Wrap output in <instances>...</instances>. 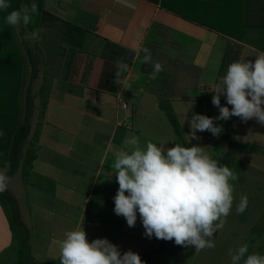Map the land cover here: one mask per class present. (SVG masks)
<instances>
[{"label":"crops","instance_id":"1","mask_svg":"<svg viewBox=\"0 0 264 264\" xmlns=\"http://www.w3.org/2000/svg\"><path fill=\"white\" fill-rule=\"evenodd\" d=\"M128 2L135 7L129 8L117 0H43L42 9L58 21L39 29L41 46L38 40L36 43L41 65L32 83L29 84L27 69L20 77L21 101L26 89H30L28 141L36 133L35 158L27 177L21 175L14 188L17 192L22 188V210L15 194L9 191L16 202L19 221L28 228L30 253L37 261L59 259L58 241L66 230L78 229L80 225L89 242L107 238L121 252L130 249L140 255V249L149 246L155 237L142 235L139 217L135 226L129 227L122 216L113 213L112 198L118 187L114 175L109 179L114 172V148L121 146L126 135L136 136L141 148L145 140L165 149L174 146L172 127L158 107L160 100H167L189 146L208 149L210 158L219 156L225 148V144L224 148L221 145L226 131L223 122H214L222 126L217 136L204 131L197 132L198 139H192L188 119L192 112L216 116L212 108H200L199 101L211 103V86L218 78L227 47L238 50V60L251 61L262 52L246 40L248 35L244 42L237 41L184 19L158 3ZM241 2L246 23L264 17V0ZM11 27L18 44L34 46L25 39L29 32L24 25L18 26L19 36ZM64 29L72 34L66 37ZM141 47H147L152 60L162 66L155 79L148 77L152 67L142 62L143 53L136 55ZM18 51L26 55L22 45ZM53 56L57 64L52 68L48 63ZM118 61L128 65L127 72L122 73L127 89L112 82ZM185 75L193 82L190 89L208 90L206 100H202V94L190 100ZM38 77L41 83L32 93ZM181 82L185 92L177 93L175 89ZM231 118L232 141L238 143L241 127L236 124V116ZM242 124L243 130L264 136V127H256L259 123L254 119ZM163 127L170 128L163 131ZM250 140L244 143L258 147L257 142L252 144L253 139ZM215 152L218 155H213ZM10 244L11 234L0 208V257L7 258Z\"/></svg>","mask_w":264,"mask_h":264},{"label":"clouds","instance_id":"2","mask_svg":"<svg viewBox=\"0 0 264 264\" xmlns=\"http://www.w3.org/2000/svg\"><path fill=\"white\" fill-rule=\"evenodd\" d=\"M134 8L128 0H117ZM9 7L8 0H0V11ZM37 13V5H21L19 10L8 12L6 25H27L30 16ZM37 31L26 33L25 39H38ZM143 63L150 64L149 79H155L163 70L159 62L152 60L150 50L141 47L136 55ZM113 84L128 88L122 73L128 65L118 61ZM211 104L218 115L212 117L192 112L188 119L189 136L198 139L197 132L208 131L213 137L222 132L215 121H227L232 116L242 122L254 119L264 126V51L255 59L230 62L224 74L211 86ZM223 97L224 104H221ZM231 106V107H229ZM0 135L3 132L0 131ZM111 162L118 187L113 196V213L122 216L127 226L134 227L139 217L142 235L151 239L171 240L182 247L195 246L199 252L215 246L213 233L224 225V218L233 208V183L238 176L228 166L210 158L198 145L174 144L169 148L157 146L149 140L140 147L138 138L126 135L121 146L114 148ZM8 164L0 168V193L9 183ZM246 195H241L235 205V213L245 211ZM60 264H144L132 251H120L107 238H94L90 242L82 226L66 230L58 241ZM229 264H264V253L249 252L248 243H241L229 250Z\"/></svg>","mask_w":264,"mask_h":264},{"label":"trees","instance_id":"3","mask_svg":"<svg viewBox=\"0 0 264 264\" xmlns=\"http://www.w3.org/2000/svg\"><path fill=\"white\" fill-rule=\"evenodd\" d=\"M146 1L158 3L160 7L173 11L184 19L237 41H243L247 38V41L251 40L255 47L264 51V17H260L254 23H246L243 18L244 8L241 0ZM32 2L33 0H8L9 7L0 11V131L3 132V135H0V168L7 162V175L10 178L19 168L22 176L27 177L31 163L35 158L34 140L36 139V133L28 141L32 106L30 89H26L24 101H21V96L19 97L21 94L20 77L24 76L27 67H29V84H31L39 71L41 58L38 56L40 49L37 43L32 47L24 43H17L12 27L5 24L4 17L8 12L18 11L21 5H29ZM34 2L37 5V13L30 16L29 23L24 27L30 32L35 30L38 33L41 25L56 22L58 19L42 9L43 0H34ZM64 25L70 28L69 24ZM70 29L80 33L77 28ZM66 32L64 29L63 34L66 37L72 34L71 31ZM250 33L253 34V39H250ZM20 45L26 51L24 56L20 55L18 51ZM235 60H238V50L227 47L217 73V80L224 74L227 65ZM221 100L224 101L223 97H221ZM44 105L45 102H42V107ZM158 107L164 112L172 127L175 136L173 145L189 146L169 101L160 100ZM224 122L227 124V129L223 135L224 152L212 159L232 170L236 155L264 152V150L260 151L258 147L249 143H233L232 118L230 117ZM0 208L11 234V244L5 253H9L11 256L9 258L0 257V264H41L30 253L28 232L18 220L16 202L9 193L8 188L0 193ZM170 242L171 240L158 239L155 248L148 249L139 255L141 260L144 261V264H152L150 262L151 256L164 251ZM252 242L249 245V252L253 249L254 242L253 244ZM45 264H60V261L57 259Z\"/></svg>","mask_w":264,"mask_h":264},{"label":"rangeland","instance_id":"4","mask_svg":"<svg viewBox=\"0 0 264 264\" xmlns=\"http://www.w3.org/2000/svg\"><path fill=\"white\" fill-rule=\"evenodd\" d=\"M14 27H15V33L19 36V27L18 26H14ZM28 32L30 31L28 30ZM252 35L253 34L250 33L249 35L251 36L250 39L253 38ZM39 39L33 41L28 40V42L30 43V45H34L38 40V43L41 46ZM247 45L252 46L251 44H247ZM55 57L56 56H53L50 57L49 59L48 64L52 68L55 67V65L57 64V60ZM27 70L29 72L28 68ZM189 78L190 76L185 75L184 80L189 83L185 85L189 87L187 94L190 100H194L195 97L199 96V94L204 95L202 100H206L204 98L209 97L208 90L190 89L193 86V82ZM39 83H41V77H38L36 82L34 83L32 87V93H36ZM184 89L185 88L183 87L181 82L180 86L178 87V89H175V91L177 93L185 92ZM35 101L38 103L37 99H35ZM199 107L204 110H208L209 108H212V112L218 115L217 108L212 106L211 103L206 104L204 101H199ZM236 120H237L236 124H238L241 127L238 130L239 132L238 133L239 140H237L238 143L241 142L244 143L249 141L252 142L250 139H253L252 144H255L257 142L256 144L259 147V150H264V142H263L264 136L259 137L256 134H252V131L248 129L243 130L244 128L242 127L243 125L242 121L238 117H236ZM249 120L252 121L253 119H249ZM222 122H223V127L226 130L227 124L224 121ZM32 125L34 127L36 123L34 124L33 122ZM255 126L261 127L260 124H256ZM163 128H164L163 131H165L167 130V128L170 127H163ZM198 136L201 137L202 135H198ZM221 145L222 148H224L223 147L224 142L222 141V139H221ZM204 151H206V149ZM206 152L208 153V149ZM213 155H218V153L216 154L215 152L213 153ZM19 169L11 177L10 183L8 185V189H9L8 191L15 194V197L17 199L16 200L17 204L19 205V209L22 210V207H20L21 204H24V202L22 201L23 198L22 188H20L21 191L20 189L18 192L17 190L14 191L16 183H18L21 180L22 173L21 170ZM232 171H234L238 176V181L233 183V193H232L233 208L232 210H230L228 216L224 218L225 222L223 227L219 231L213 233L215 246L213 248H205L199 252H196L194 251L195 246L182 247L179 245H175L171 241L164 251L151 256L150 262L152 264H229V250L235 249L241 243H248V245H250V242L252 241L254 242V244L252 242L253 249L251 252L264 253V152L236 155V157L234 158ZM241 195L247 196L248 205L243 213L237 214L235 213L234 209ZM18 220H20V218H18ZM24 227L28 232V240H29L30 235L25 223H24ZM157 241L158 239L156 238L153 242L150 241V245L140 249L139 252L143 253L148 249L155 248L157 246ZM10 256L11 254H6L7 258H9ZM38 262H40L41 264H45L50 261H46L45 259H43L42 261H38Z\"/></svg>","mask_w":264,"mask_h":264},{"label":"built area","instance_id":"5","mask_svg":"<svg viewBox=\"0 0 264 264\" xmlns=\"http://www.w3.org/2000/svg\"><path fill=\"white\" fill-rule=\"evenodd\" d=\"M124 106V105H123Z\"/></svg>","mask_w":264,"mask_h":264}]
</instances>
